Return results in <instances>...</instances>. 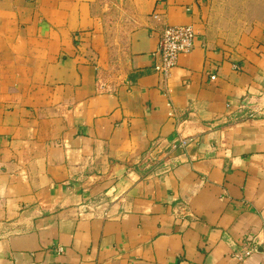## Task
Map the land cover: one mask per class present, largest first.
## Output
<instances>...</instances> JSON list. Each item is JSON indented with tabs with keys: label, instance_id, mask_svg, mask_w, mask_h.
<instances>
[{
	"label": "crops",
	"instance_id": "crops-1",
	"mask_svg": "<svg viewBox=\"0 0 264 264\" xmlns=\"http://www.w3.org/2000/svg\"><path fill=\"white\" fill-rule=\"evenodd\" d=\"M95 1L0 0V264H264V31L223 53L207 0H120L116 65Z\"/></svg>",
	"mask_w": 264,
	"mask_h": 264
},
{
	"label": "rangeland",
	"instance_id": "rangeland-1",
	"mask_svg": "<svg viewBox=\"0 0 264 264\" xmlns=\"http://www.w3.org/2000/svg\"><path fill=\"white\" fill-rule=\"evenodd\" d=\"M93 13L98 29L105 34L114 64H122L136 25L134 13L120 0H96ZM204 13L203 35L223 53L243 54L264 31V0H207ZM5 28L2 16L0 31ZM3 45L4 40H0V52Z\"/></svg>",
	"mask_w": 264,
	"mask_h": 264
},
{
	"label": "built area",
	"instance_id": "built-area-1",
	"mask_svg": "<svg viewBox=\"0 0 264 264\" xmlns=\"http://www.w3.org/2000/svg\"><path fill=\"white\" fill-rule=\"evenodd\" d=\"M197 31L193 24H172L162 28L156 53L154 69L167 78L176 66L178 57L182 52H190L194 46ZM212 78H215L213 76ZM174 112H171L173 115ZM253 248L245 251L244 255H251ZM264 253V242H263ZM243 258V256H240Z\"/></svg>",
	"mask_w": 264,
	"mask_h": 264
}]
</instances>
